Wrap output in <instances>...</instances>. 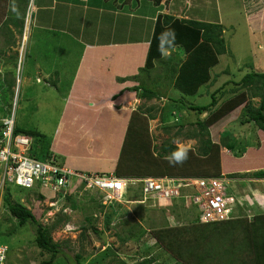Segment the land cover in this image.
I'll use <instances>...</instances> for the list:
<instances>
[{"label": "rangeland", "instance_id": "obj_1", "mask_svg": "<svg viewBox=\"0 0 264 264\" xmlns=\"http://www.w3.org/2000/svg\"><path fill=\"white\" fill-rule=\"evenodd\" d=\"M20 1L24 2H20L23 6L28 4V9L30 8V0L27 4L25 2L26 0ZM164 1L165 0L161 3ZM180 1L181 0H179V3ZM185 1L186 0H182L184 3L183 7L187 9L190 16H206L209 21L220 20V23L224 25L223 36L227 43L228 52L220 56L219 64L212 69L213 74L216 72L220 73L215 84L207 83L201 87L200 94L191 96L186 95L179 90L175 84V76L172 77L170 73L165 69H162L161 65H157V68L153 72H149L150 70L145 68V64L142 65V69L138 68L142 63L137 60L135 56H126V58H129L130 62H132L129 65L121 62L123 67L119 66L120 64H113V54L104 57V59L98 64L100 66V75L109 73L104 72V68L108 65H111V67L114 65L117 69L123 70L124 73L127 72L128 74L130 73L128 69H138L137 73H134L137 75L136 78L133 77L134 74H130V76L126 75L125 78L123 77L124 81L119 80L121 82L116 81L113 83L107 80L110 84L113 83L110 86L111 91H123V94L118 95L119 97L116 98V103H114V105L117 104V101L135 93L137 90L134 89V85L137 83L140 84V86H145L157 91V97L151 99H138L136 100L137 102L134 103L135 105L130 106L132 109L136 107L137 109L146 112V115H141L134 120L131 132L138 130V133L141 136H146V134H148L152 143V149L156 151L160 150V145L167 139L177 144L180 149L191 148L197 150L199 145L198 140L196 138H188L185 136V134L192 131L195 127L192 126V124L187 123L184 128H182L181 135L178 138L174 137L179 129L176 125V117H179L182 120L187 117L185 120L188 119V121L191 118L195 119L196 114L192 113L193 115L190 117L191 114L188 112L186 106L191 104L209 103L211 101V96L208 91L214 90L226 80L234 79L240 81L245 73L254 69L264 71V0ZM31 6V9H34L33 4ZM134 16L137 15H133V18H131L133 31L138 26V29L134 31L135 35L140 37L143 34L148 33L149 28H147L145 32L143 31V28L148 25H145V22L141 19L134 18ZM29 18L31 19V15ZM29 18L28 20L30 21ZM37 37L40 36L35 32L32 38L33 40H31L30 43L29 51H26L25 53L26 56L23 73L22 76H20L21 82H19L18 86L15 85V94H11L10 97L13 98L14 96L16 124L24 128L37 129L46 133L51 137L52 145L53 140L55 141L56 139L54 132L59 123V118L62 116V109L67 106V102L63 97H67L70 82L73 78L74 71L79 64L84 46L82 44H77V42L74 46L66 48H59L56 44H52L51 46L49 45L50 47L47 50H43V57H46V60H48L45 62V67L49 71V77L46 78L47 82L43 81L40 83L37 82L36 78L37 71L35 62L36 58L38 56L41 58L43 53L39 54L38 51H36V45L40 43L34 40V38ZM26 38L27 34H25V41ZM23 42L24 40L22 39V43ZM19 50L21 52L22 45ZM15 70L16 69L14 68L12 72L13 74L11 75L16 77L17 83V71ZM56 71L61 73V78L58 77V80L60 81H57L58 84L56 86H51L49 78L51 76L55 78ZM158 73H160L161 79L157 75ZM12 76H9V78L11 79ZM244 91L246 92L247 89H244ZM170 99H172V101ZM175 99H178L177 104L173 102ZM253 101L258 105L260 98H254ZM244 105L245 104H242L232 111L230 115L226 116L225 120L221 122L219 121L210 127L211 138L213 141L219 142L221 140L222 134L224 133L221 132L223 128V131H226V133L231 135L232 138L228 144L230 150L224 148L228 154L233 153L234 155V153L243 151L249 146L256 145V142H258V126L256 124L251 123V125H243L239 122H232L236 121L238 116L241 115ZM151 107H155V109L151 110ZM90 108L84 110L85 114L96 115L95 118H89H92V121L98 120L99 109L96 108L97 110L95 113V108ZM103 108L100 110L102 111V115L101 120H98L97 125H99L100 128L107 129L108 132L116 136V138L121 137L118 135L121 133L119 127L121 123L125 125L127 118H131V115L126 114L125 116L124 113H119L114 117V120H109L107 112H103L106 109ZM164 108L165 112L168 114L165 122L162 120V112L164 111ZM173 110H176L178 114H173ZM68 112H70L69 109ZM1 113L2 109H0V116ZM151 115H154L155 119L150 118ZM207 115L208 113H204L200 118L204 119ZM85 118L87 119V117ZM92 121H90V125ZM135 123H137V126L134 125ZM165 125L170 127L169 132L164 128ZM126 131L127 129L125 130L123 128L124 134H127ZM112 138L114 140L116 139L113 136ZM103 139L104 138L100 137L102 142ZM75 141V139H72L71 143L75 145L72 146L71 149L79 152L78 154L73 155L75 157L74 161H71L70 158L62 157V160L59 158L61 162L66 166L85 172H91L93 170H95L94 172H96V170H102L101 172L103 173L112 172L111 170H113V168H110L115 163L104 164V160L97 159L93 155L90 156L91 152L86 149L83 141H78L77 144ZM92 144L93 146H97V150H100L99 143H94L92 141ZM111 144L112 147L109 148L110 150L121 148V145L115 141ZM233 148H235L234 151H232ZM155 154H157V152H155ZM106 156L111 160H116L111 154ZM247 163L248 160L241 159L237 162L233 161V163L228 164L225 168L226 171L230 172L231 169L245 167ZM129 164L130 163L126 164L128 165L127 169L132 165ZM237 179L238 180H235L237 182L234 183L229 181L225 190L229 195H237L242 205H240V208L251 216L250 213L259 211V208L257 207L259 203L255 202V205L257 206L252 203V199L254 198L253 189L259 188L260 191H264V179L258 180L250 176L238 177ZM76 184L69 188V191L72 192L70 194L74 195V200H69L65 197L60 198L53 192L48 193V190L44 192V188L38 185L32 188H23L15 184H8L4 189L5 195L11 194L10 196L13 202L19 201L29 209H32L43 225L51 226L58 222V219L62 218L52 232L54 240L61 243V252L58 254L53 264H78V253L82 254V256L84 255L86 264L91 258L98 256L99 252L107 245H113L114 249L120 253L122 259H125L129 264H134L142 259L143 252H141L140 248V245L143 243L142 241L148 243V246H152L150 248L152 249L149 254L150 258L154 255V257L156 256L155 259H157V255L160 253L161 255L157 260L158 262L167 257V264H175L176 261L169 255L165 248L160 246L156 241V238L152 235L151 230L154 227L158 228L167 224L172 226L182 224L184 222V220H181L183 209L186 211L188 210L190 213H192V210L194 209L190 203L185 207L183 202L177 201V203L175 200H164L155 197L148 198L144 202H141L139 200H143V198L137 199L139 198H136L138 194L132 196V194H130L131 192H129L125 199L121 198V201L119 200L120 202L113 204L118 213H116L111 226L108 228L104 221L105 214L110 210V207H107L109 203L105 204V202H107L104 198L105 195L95 188H78L76 187L78 184ZM76 189L77 192H75ZM38 191L39 193L41 191L44 192L45 198H40L39 193H37ZM91 197H94L97 202H102L106 206L103 209L98 208V203L91 201ZM0 198L2 206L1 217L6 215V217L12 218V221L5 224L6 227H16V218L12 217L4 204V199L2 197ZM91 216L92 220L89 219ZM83 226L87 227V231H85L84 234ZM3 228L4 227H2V229ZM137 231H140L141 233L147 231L145 236L141 237L140 242L142 243L134 240L122 243L119 240V234L128 235L131 232L135 233ZM35 232L36 226L30 223H27L22 227L20 226L16 229L14 235L0 232L1 240L4 239L13 246L9 251L5 264H38L43 258L45 259L49 257L46 253L42 255L36 247L34 242L36 235ZM163 250L165 252H163ZM109 260H107L106 264H120L117 261L109 262ZM180 264L185 263L181 262Z\"/></svg>", "mask_w": 264, "mask_h": 264}, {"label": "trees", "instance_id": "obj_2", "mask_svg": "<svg viewBox=\"0 0 264 264\" xmlns=\"http://www.w3.org/2000/svg\"><path fill=\"white\" fill-rule=\"evenodd\" d=\"M11 1L14 2L15 0H0V30L14 32L11 27L13 25L16 32L23 34L26 16L25 14L22 16L18 15V10L12 11ZM151 1L159 6L163 0ZM25 2L27 3V1ZM223 32L224 25L220 22L177 18L171 14L161 13L156 21L150 41L145 68L150 70L149 72H153L157 65H161L162 69H165L172 77L175 76V84L184 94L191 96L200 94V89L203 85L207 83L215 84L217 77L220 75L217 72L213 74L212 69L219 64L220 56L228 52ZM173 47H178V49L175 50ZM166 48H170L169 54L164 53ZM22 63L24 68V61ZM23 68L21 73H19L20 76H22ZM157 75L160 78V73ZM133 77L136 78L137 75ZM15 85L16 78L12 77L10 79L8 74L0 80V90L5 100L8 99L9 95L15 94ZM134 89L139 91L143 98L151 99L158 96L157 91L145 86H134ZM244 89H247V91L245 92ZM208 93L211 96L209 103L186 106L191 114L190 117L193 115L192 113L196 114L195 119L191 118L188 121V119L185 120L187 117L184 120L176 117V125L179 129L174 137L178 138L181 135L182 128L187 123L192 124L195 127L185 136L198 140L197 150L191 148L180 149L177 144L169 139L160 145L159 151L153 150L149 135L141 136L138 130L131 132V127L121 150L118 167L113 173L123 178L150 176L156 178L164 176L183 178L226 177L233 183L237 182L235 180H238V177L250 176L255 179H264V71L254 69L245 73L240 81L234 79L226 80L214 90H209ZM254 98H260L258 105L253 101ZM170 100L172 101V99ZM173 102L177 104L178 99ZM3 104L6 108L5 111L2 109L0 129L3 126L2 119L10 116L15 110L14 96ZM242 104L245 105L241 115L238 116L236 121L232 122H239L243 125L256 124L258 126V142H256V145L247 146L248 148L239 151L240 153L228 154L224 148L230 150L228 144L231 141V135L223 131V128L221 132L224 133L221 140L219 142L213 141L210 127L219 121L225 120L226 116L230 115L232 111ZM2 108L4 107L2 106ZM165 108L162 112V120L164 122L167 120L168 115L165 112ZM152 109H155V107H151ZM172 113L178 114L176 110H173ZM204 113H208V115L201 119L200 116ZM151 116V118H154V115ZM164 128L169 132V126L165 125ZM15 131L32 138V147L30 149L32 156L46 161L55 158L56 161L54 162L56 164L65 165L61 162L59 156L52 151V139L49 135L37 129L21 127L16 123ZM175 152H186L187 159L183 163L170 164L168 158ZM241 159L248 160V166L245 164L246 166L243 168L231 169L230 172L226 171L225 167L228 164ZM125 163L132 165L127 169L128 165ZM69 187L72 186L69 185ZM83 187L84 185H81L79 188ZM66 188V186H63L56 195L60 198L65 197L69 200H74V195L70 194L72 192L65 193ZM129 192H131L132 196L138 194L136 198H139L137 199L144 197L140 184H130L125 198ZM10 195H3L4 204L12 217L16 218L17 224L16 227H6L5 224L12 221V218L6 217V215L1 217V215L0 232L14 235L16 229L20 226L22 227L27 223L35 225L36 235L34 242L36 247L42 255L45 253L49 255L48 258H43L38 264H53L61 252V243L54 240L52 232L62 218L51 226H45L39 221L32 209H29L19 201L13 202ZM39 196L40 198H45L41 192ZM91 201L97 202L94 197H91ZM175 201L177 202V200ZM97 203L100 209L106 206L102 202ZM240 205L241 203L239 202L232 205L233 210L229 218L210 222H201L200 212L195 208L192 213L183 209L181 220H184V222L182 224L177 226L167 224L158 228L154 227L151 230L152 235L160 246L165 248L176 261L175 264H180L181 262L185 264H264V212H257L250 216L247 212L242 211ZM107 207H110V210L105 214L104 223L109 228L118 212L113 204H109ZM89 219L92 220V216ZM2 227L4 228L2 229ZM82 228L84 229V234L87 231V227L83 226ZM146 233L147 231L142 233L137 231L128 235L119 234L118 237L122 243L130 240L140 242L141 237L145 236ZM0 242L8 244L9 251L13 247L11 243L6 242L4 239L1 240L0 238ZM142 242H140L142 243L140 245L141 252H143L142 259L134 264H167V257L162 261H157L160 258V253H158L157 259H155L156 256L154 257V255L150 258L149 254L152 246H148V243L144 241ZM163 252L165 251L163 250ZM77 258L78 264H85L84 255L82 256V254L78 253ZM107 260L109 262L117 261L120 264H129L125 259L121 258L120 253L114 249L113 245H107L99 252L98 256L91 258L86 264H106Z\"/></svg>", "mask_w": 264, "mask_h": 264}, {"label": "crops", "instance_id": "obj_3", "mask_svg": "<svg viewBox=\"0 0 264 264\" xmlns=\"http://www.w3.org/2000/svg\"><path fill=\"white\" fill-rule=\"evenodd\" d=\"M26 1L29 3V0ZM188 1L186 0L185 2ZM20 2L23 1H11L12 11L18 10V15L22 16L25 14L27 17L28 4L26 3L27 5L23 6ZM30 3L32 4L31 0ZM183 6L182 0L180 3L179 0H165L159 6L155 5L151 0H33L34 9L30 10V21L28 22L25 19L23 34L16 32L13 25L11 27L14 32L0 30V80L6 74L11 77L14 68L18 74L17 64L19 66L18 56L22 39L25 44V49L24 47L23 49L26 53V51H29L35 32L40 36L34 38V40L40 42L36 45V51L39 54L43 53L42 57L38 56L35 62L36 78L37 82L40 83L43 81L47 82L46 78L49 77V71L45 67V62L48 60H46V57H43V50H47L52 44H56L59 48L74 46L76 42L77 44H82L84 50L70 82L67 97H63L67 102V106L62 109V116L59 118V123L54 132L56 139L55 141L53 140L51 149L61 160L62 157H66L74 161L75 157L73 155L78 154L79 151L71 149L75 145L71 143L72 139L76 140V144L78 141H83L86 149L91 152L90 156L93 155L97 159L104 160V164L115 163L110 168H113L111 170L113 172L118 167L121 150L128 131L133 127L134 120L141 115H146V112L136 107L134 109L130 107L131 105H135L136 100L143 99L139 91H135V93L117 101V104L114 105L116 98L119 97L118 95H122L123 91H111L110 86L116 81H124L126 75L130 76V74H136L138 71L137 68L131 69L129 67L130 73H124L123 70L117 69L114 65L120 64L119 66L121 67H123L122 63L129 65L132 61L130 62V59L126 58V56H135L137 60L141 61L142 64L138 68H141L146 63L150 41L154 33L156 21L161 13L171 14L177 18L209 21L206 16H190L187 9ZM133 15H137L134 18L141 19L145 22V25H148L143 28L144 32L149 28L148 33L140 37L135 35L134 31L138 29V26L133 31L131 24ZM25 33L27 34L26 41ZM173 49L176 50L178 47H173ZM169 52L170 48L164 49L165 54H169ZM110 54H113L114 65L113 67L111 65L105 67L104 72L109 73L100 75V66L98 64L104 57ZM55 73V78L53 76L49 78L51 86H56L58 84L57 81H60L58 77L61 78V73H58V71ZM107 80L113 83L110 84ZM17 84L19 83L17 82ZM139 85L137 83L134 86ZM2 94L0 90V106L4 107L2 108L1 106L0 108L5 111L6 106L3 103L11 99V97L9 95L8 99L5 100ZM90 107L95 108V113L99 109L98 120H101L102 111L100 110L103 107V109H106L103 112H107L109 120H114V117L119 113H124L125 116L126 114H130L131 118H127L126 124L121 123L119 127L121 133L118 135L121 137L116 138L107 129L100 128L97 125L98 120L92 121V118H95L96 115H86L84 111ZM68 109L70 112H68ZM89 117L92 118L90 119ZM152 119H155V117ZM90 121H92L91 125L89 124ZM134 125L137 126V123ZM123 128L127 129V134H124ZM112 136L117 140H114ZM100 137L104 138L103 142L100 140ZM92 141L99 143L100 150H97V146H93ZM114 141L121 145L120 149H109L112 147L111 143ZM108 154L113 155L116 160H111L106 156ZM101 171L96 170V172ZM253 192L254 198H251L252 203L255 205V202H258L260 205H255L259 208V211L250 213L251 215L257 212H264V191L254 188Z\"/></svg>", "mask_w": 264, "mask_h": 264}, {"label": "built area", "instance_id": "obj_4", "mask_svg": "<svg viewBox=\"0 0 264 264\" xmlns=\"http://www.w3.org/2000/svg\"><path fill=\"white\" fill-rule=\"evenodd\" d=\"M24 45L23 42L19 56L18 81H20L19 73L22 71V62L25 58ZM2 122L3 126L0 130V196L8 184L25 188L39 185L44 188V192L48 190V193L53 192L56 195L63 186L67 187L65 191L67 193L70 192L69 185L77 183L79 187L84 185V188L99 190L108 199L107 203L114 204L120 202L121 198L125 199L130 184H140L144 197L139 201L144 202L148 198L155 197L164 200H177L183 202L186 207L190 203L200 212L201 222L224 220L232 214V204L235 199L233 196H229L225 190L229 182L226 177L123 178L116 176L113 172L80 171L63 164H56L53 157V160L46 161L32 156L30 154L32 138L23 134H15V110L10 116L2 119ZM44 192L41 191L42 194H45ZM7 253L8 245L0 242V264H4Z\"/></svg>", "mask_w": 264, "mask_h": 264}, {"label": "clouds", "instance_id": "obj_5", "mask_svg": "<svg viewBox=\"0 0 264 264\" xmlns=\"http://www.w3.org/2000/svg\"><path fill=\"white\" fill-rule=\"evenodd\" d=\"M31 2H32V4H33V0H31ZM30 8L28 9V13H27V18H26V20H28V18H29V16H30V10H31V8H32V6H31V3H30V6H29ZM214 22H220V21H214ZM18 76V75H17ZM21 80V79H20ZM18 81V80H17ZM20 81H18V83H19ZM17 86H18V84H17ZM1 128H2V126H1ZM1 130V129H0ZM15 134H21V133H16V131H15ZM24 135V134H23ZM28 136V135H27ZM30 137V136H29ZM169 163L170 164H176V163H183L184 162V160H186L187 159V153L186 152H175V153H173L172 154V156H170L169 158ZM8 185H6V187H7ZM18 186V185H17ZM5 187V188H6ZM19 187H21V186H19ZM4 188V189H5ZM23 188H25V187H23ZM42 194V193H41ZM3 195H4V190L2 191V194H1V196L0 197H2L3 198ZM44 195V194H43ZM234 197V202H233V204L234 203H236V202H239V203H241V201L239 200V198H238V196L237 197H235V196H233ZM105 198V197H104ZM1 199V198H0ZM105 200H108V199H106L105 198ZM108 202V201H107ZM106 202V203H107ZM105 203V204H106ZM116 203H118V202H115L114 204H116ZM109 204H113V203H109ZM232 204V205H233ZM0 206H1V203H0ZM1 213H2V206H1ZM1 213H0V216H1ZM8 245V244H7ZM8 254H9V249H8V253H7V258H8ZM7 258H6V260H7ZM6 260H5V262H6ZM5 262H4V264H5Z\"/></svg>", "mask_w": 264, "mask_h": 264}, {"label": "bare ground", "instance_id": "obj_6", "mask_svg": "<svg viewBox=\"0 0 264 264\" xmlns=\"http://www.w3.org/2000/svg\"><path fill=\"white\" fill-rule=\"evenodd\" d=\"M32 5V4H31ZM28 22H29V20H28ZM26 34V33H25ZM101 173H103V172H101Z\"/></svg>", "mask_w": 264, "mask_h": 264}]
</instances>
